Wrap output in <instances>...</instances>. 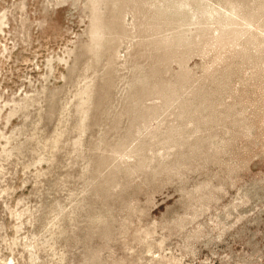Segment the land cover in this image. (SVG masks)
<instances>
[{
  "label": "rangeland",
  "instance_id": "1",
  "mask_svg": "<svg viewBox=\"0 0 264 264\" xmlns=\"http://www.w3.org/2000/svg\"><path fill=\"white\" fill-rule=\"evenodd\" d=\"M0 264H264V0H0Z\"/></svg>",
  "mask_w": 264,
  "mask_h": 264
}]
</instances>
